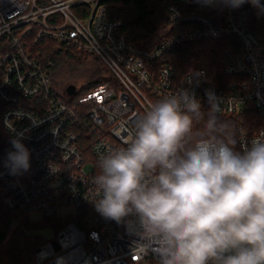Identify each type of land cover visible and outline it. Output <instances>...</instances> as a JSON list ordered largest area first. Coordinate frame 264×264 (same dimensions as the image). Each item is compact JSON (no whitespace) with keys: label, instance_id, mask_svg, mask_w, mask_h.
Segmentation results:
<instances>
[{"label":"built area","instance_id":"built-area-1","mask_svg":"<svg viewBox=\"0 0 264 264\" xmlns=\"http://www.w3.org/2000/svg\"><path fill=\"white\" fill-rule=\"evenodd\" d=\"M168 15L180 28L148 49L127 40L123 20L107 17L105 0H0V39L8 45L0 56V100L9 135L2 147L0 205L14 224L32 212L57 217L68 211L56 238L38 246L32 264H157L151 253L136 255L137 244L146 241L126 222L117 224L95 209L100 156L127 147L124 141L137 117L152 103L182 88L208 103L211 90L219 99V115L257 112L260 124L251 132L239 127L235 150L264 133V46L238 19L237 9L183 0L170 5ZM223 36L240 40V50L227 53L221 71L206 62L209 70L202 58L184 74L160 61L183 42ZM43 39L96 54L111 75L65 99L55 89L54 62L44 61L37 48ZM20 132L30 168L13 175L7 155L15 150L10 140Z\"/></svg>","mask_w":264,"mask_h":264},{"label":"clouds","instance_id":"clouds-1","mask_svg":"<svg viewBox=\"0 0 264 264\" xmlns=\"http://www.w3.org/2000/svg\"><path fill=\"white\" fill-rule=\"evenodd\" d=\"M196 2L261 7L260 0ZM206 96L207 112L182 88L137 117L127 147L99 158L95 209L126 222L146 241L136 255L151 253L157 264H264V133L235 150L230 124L217 115L219 99L211 90ZM23 138L10 140L13 175L30 168Z\"/></svg>","mask_w":264,"mask_h":264},{"label":"trees","instance_id":"trees-1","mask_svg":"<svg viewBox=\"0 0 264 264\" xmlns=\"http://www.w3.org/2000/svg\"><path fill=\"white\" fill-rule=\"evenodd\" d=\"M182 1L105 0V3H107V17L109 19L123 20L124 25L122 30L127 33V40L135 45L150 49L154 48L164 37L170 36L180 28V23L173 25L170 22L168 7ZM260 5L261 7L257 8L250 3H245L237 8V12L238 19L243 21L248 29L254 31L258 40L264 46V0H260ZM160 10L163 12V15L159 14ZM191 10L200 9L192 8ZM7 48V43L0 39V56L7 51ZM37 48L42 50L44 61L52 60L54 62L52 69L60 64H65L66 58L70 61L80 62L96 55L84 52L78 53L72 49L64 48L53 39L39 41ZM239 50L240 40L236 37L207 38L183 42L171 52L162 56L160 61L162 63L173 64L179 74H184L194 70L196 59L203 58L210 68L221 71L227 59V53H236ZM97 58L100 60L98 56ZM104 68L107 70L106 72H110L105 65ZM107 79L108 77L99 76L98 79L95 78L89 81L87 85L81 87L79 92H85ZM201 105L202 110L207 112L209 104L202 103ZM5 109L6 105L0 100V167L5 164L2 147L9 139L2 121V114ZM217 115L222 121L230 124L234 139L236 140L235 145H237L240 126L245 128L246 131L251 132L260 124L257 112L253 108L245 109L238 114ZM196 128H202V122ZM45 217L48 221L57 219L54 216ZM63 224L59 223L57 229L59 230ZM37 227L38 224L28 216L21 218L16 224L12 223L9 212L1 204L0 264H31L38 246L43 243L41 236L30 233V231Z\"/></svg>","mask_w":264,"mask_h":264},{"label":"rangeland","instance_id":"rangeland-1","mask_svg":"<svg viewBox=\"0 0 264 264\" xmlns=\"http://www.w3.org/2000/svg\"><path fill=\"white\" fill-rule=\"evenodd\" d=\"M160 13L163 15L161 10L159 11V14ZM65 62V64H60L51 70L55 89L65 99L69 98L68 86L73 85L77 89H81V87L87 85L89 81L95 78L98 79L99 76L109 77L111 75L110 72H106L107 70H105L104 64L96 55L80 62L70 61L66 58ZM201 63L208 67L205 59L202 58ZM209 70L211 69L209 68ZM209 80H213V78L209 77ZM67 212V210L61 211L62 215L58 214L57 217L54 216L57 219H52L50 221H48L45 216L43 217L41 213L32 212L30 218L38 224V227L30 231V233L41 236L43 239L42 242L55 239L58 234V224H63L67 220L65 217Z\"/></svg>","mask_w":264,"mask_h":264},{"label":"water","instance_id":"water-1","mask_svg":"<svg viewBox=\"0 0 264 264\" xmlns=\"http://www.w3.org/2000/svg\"><path fill=\"white\" fill-rule=\"evenodd\" d=\"M67 90H68V93L69 94H74L76 92V87L73 86V85H70V86L67 87ZM54 244L57 246V243L56 242H54Z\"/></svg>","mask_w":264,"mask_h":264}]
</instances>
